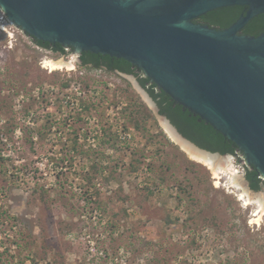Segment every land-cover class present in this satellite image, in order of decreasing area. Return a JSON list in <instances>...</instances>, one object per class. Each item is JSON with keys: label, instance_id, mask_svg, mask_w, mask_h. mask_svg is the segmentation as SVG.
Listing matches in <instances>:
<instances>
[{"label": "rangeland", "instance_id": "rangeland-1", "mask_svg": "<svg viewBox=\"0 0 264 264\" xmlns=\"http://www.w3.org/2000/svg\"><path fill=\"white\" fill-rule=\"evenodd\" d=\"M77 56L0 27V264H264V182L251 188L245 158L216 174L136 75ZM136 101L156 116L141 129Z\"/></svg>", "mask_w": 264, "mask_h": 264}, {"label": "water", "instance_id": "water-1", "mask_svg": "<svg viewBox=\"0 0 264 264\" xmlns=\"http://www.w3.org/2000/svg\"><path fill=\"white\" fill-rule=\"evenodd\" d=\"M233 5L247 10L226 29L194 22ZM0 8L37 40L129 61L234 141L264 178V32L241 33L264 0H0Z\"/></svg>", "mask_w": 264, "mask_h": 264}, {"label": "trees", "instance_id": "trees-1", "mask_svg": "<svg viewBox=\"0 0 264 264\" xmlns=\"http://www.w3.org/2000/svg\"><path fill=\"white\" fill-rule=\"evenodd\" d=\"M247 6L244 5H233L227 7L217 8L215 10L209 11L206 14L200 16L201 20L207 21L211 25H216L219 29H226L233 25L240 16L245 13ZM197 20V19H196ZM194 20V21H196ZM264 32V13H261L251 19L246 27L244 28V33L249 35L258 36ZM32 39L40 46L49 48L60 54H65L66 49L59 45L54 47L53 44L49 42H44L37 40L32 37ZM81 66H86L87 63H92L94 67L90 68H101V66H106L108 70H119L128 74H135L142 87H144L150 96L155 100L158 105L159 113L166 116L171 123L177 128L180 134L185 138L195 143L200 148L206 149L211 152H219L221 154H232L244 158L243 152L239 150L237 144L223 135L222 132L215 129L211 124L207 123L200 116L195 115L190 110L186 109L184 106L177 103L174 99L170 97L165 91L158 88V86L151 82L148 77H145L142 70L134 69L133 64L123 58L112 57L109 55L95 54L92 52L85 51L82 55ZM137 68V67H136ZM65 88H69L70 84L65 83ZM89 103L85 106L87 109L92 106ZM132 107H134L130 114H128L129 121H131L136 129H141L142 125L148 120L154 119L156 116L153 110L148 107L144 102H133ZM77 138L75 141V149L77 150L76 144H79ZM71 163V165H73ZM246 168V178L250 183L253 190H260L263 181L259 177V173L254 166H247ZM95 170L98 168L95 166ZM114 174L110 172L107 180L114 179ZM92 178L89 179L91 181ZM98 194L97 190L95 191ZM7 248V247H6ZM5 248L4 252H0V256L4 255L9 250ZM1 260V259H0ZM6 264H13L11 261H6ZM4 264V263H3Z\"/></svg>", "mask_w": 264, "mask_h": 264}, {"label": "bare ground", "instance_id": "bare-ground-1", "mask_svg": "<svg viewBox=\"0 0 264 264\" xmlns=\"http://www.w3.org/2000/svg\"><path fill=\"white\" fill-rule=\"evenodd\" d=\"M16 32L15 31H12V30H9L8 34L10 36H13ZM51 65L52 68H61L65 65H67L70 69L74 67L73 63L72 62H65L64 60H59V61H51L49 63ZM167 129H169L170 133L172 134V136L182 145V147L193 157V158H196L198 160H202L204 162H211L212 164H216L214 165L216 167L215 169V173H217V170L219 168H222L224 165H228L229 163H227V158L226 157H222L223 158V161L220 159L219 161L215 162L212 160V158L214 159L216 156L218 157L219 154H212V153H209V152H205V151H202L201 149L195 147L194 145L191 144V142H189L188 140L184 139L183 137H181L179 134H177V132H175L173 130V128H171L169 125H167ZM214 156V157H212ZM226 163V164H225ZM225 167V166H224ZM236 181V180H235ZM247 193V191L245 192ZM244 196V195H243ZM242 196V197H243ZM241 197V198H242ZM244 200V199H243ZM264 201L263 197H261V206L262 208H260L259 210H256L257 213L255 214V216H259L256 220L259 221L260 217H261V212L264 211ZM249 201L247 199L246 201V204H248Z\"/></svg>", "mask_w": 264, "mask_h": 264}, {"label": "flooded vegetation", "instance_id": "flooded-vegetation-1", "mask_svg": "<svg viewBox=\"0 0 264 264\" xmlns=\"http://www.w3.org/2000/svg\"><path fill=\"white\" fill-rule=\"evenodd\" d=\"M196 19H197V20H196ZM196 19H194V20H196V21H194V22H196V23H199V24H202V25H208V26H210V27H212V28L219 29L218 26H216V25H211V24H209L207 21L201 20L200 17H198V18H196ZM247 24H248V23H247ZM247 24H246V25H247ZM246 25H245V27H246ZM245 27H244V28H245ZM244 28H243L242 31H241L242 34H245V33H244ZM56 45H57V44H53L54 47H55ZM59 45H60V44H59ZM61 46H62V45H61ZM63 47L66 49V52L69 51V50L74 51V49H73L72 47H65V46H63ZM83 53H84V52L78 54V56H77V58L79 59L80 64L83 63V62H82V55H83ZM59 54H60V53H59ZM85 67H89V68H90V67H94V66H93L92 63H87ZM133 68L139 70V68H136L135 65H133ZM101 69H104V70H106V71H110V72H116V73H118V74H128V73L121 72V71H119V70H108V68H107L106 66H101ZM133 75H135V74H133ZM176 129H177V128H176ZM259 177H260V178L262 179V181L264 182V178L261 177V175H259Z\"/></svg>", "mask_w": 264, "mask_h": 264}, {"label": "built area", "instance_id": "built-area-1", "mask_svg": "<svg viewBox=\"0 0 264 264\" xmlns=\"http://www.w3.org/2000/svg\"><path fill=\"white\" fill-rule=\"evenodd\" d=\"M6 25H14V24L8 20L7 16L3 12V10L0 8V27L6 26ZM11 29H12V27H11ZM11 29H8V30H11ZM12 31H14V29H12Z\"/></svg>", "mask_w": 264, "mask_h": 264}]
</instances>
